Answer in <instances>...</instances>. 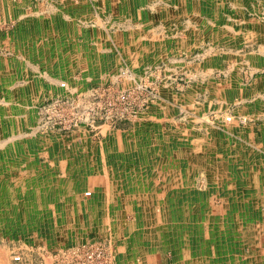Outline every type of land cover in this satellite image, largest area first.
Returning <instances> with one entry per match:
<instances>
[{
  "label": "rangeland",
  "instance_id": "obj_1",
  "mask_svg": "<svg viewBox=\"0 0 264 264\" xmlns=\"http://www.w3.org/2000/svg\"><path fill=\"white\" fill-rule=\"evenodd\" d=\"M0 141V165L21 161L25 175L0 206V264H154L153 244L160 264H264V0H0ZM113 157L152 182L146 192L185 193L218 239L134 215L119 196L111 224L70 210L65 186L80 202ZM72 158L78 175L54 184L48 173ZM38 167L40 193L27 173Z\"/></svg>",
  "mask_w": 264,
  "mask_h": 264
},
{
  "label": "bare ground",
  "instance_id": "obj_2",
  "mask_svg": "<svg viewBox=\"0 0 264 264\" xmlns=\"http://www.w3.org/2000/svg\"><path fill=\"white\" fill-rule=\"evenodd\" d=\"M4 147H5V142L0 141V149H2ZM128 150L129 149L126 148V150L123 149L122 151H124V153H126ZM117 152L118 151L114 150L113 156H117V155H115V153L117 154ZM128 155H129V152L125 154V156H127V157H124V160L127 161V165L130 164V162L132 160V157L129 158ZM67 161H69L71 163L70 169H68L69 168L67 165L68 163H64ZM76 161H81V163L80 164L78 163L79 165H77V164L73 165L72 162H76ZM126 161H124V162L126 163ZM20 162L21 161H18L16 163H12V164H9V162L7 163V166H8V164L10 166H15V168L13 170H10L9 166L7 167V166L1 164L3 168L7 169V171H6L7 175L6 176L3 174V171L0 172V196L3 194L2 198H4V200L0 202L1 208L6 207V209H7V207L8 208L11 207V203L13 201L12 197H19V195L21 193L20 191H21V188L23 185V182H22L23 178L21 176L24 175V173L22 171L23 164ZM59 162H63L62 164H60L63 166L62 167V173L61 174H55V172H49L48 173L49 174L48 177H50L51 181L54 180V184H56L55 179L57 181H63L65 183L66 178H69V176L73 177L75 175H78L77 172L80 169L79 167H80V165H82L83 160H78L77 158H74V159L72 158V159H62V160H59ZM101 165L112 167L113 170L100 173V171L97 169V177L95 178L94 182H92V181L87 182V184H89V186L85 187L84 190L81 189V192L83 191V192L87 193L88 195H92V196L94 195L95 196L94 201H91L90 197H88V195H86V197H84V199H81V201L78 202L75 195L73 194L72 187L69 188L70 185H68V184L65 186L66 187L65 188L66 193L63 194V195H65L64 197H66L65 199L67 201L65 205H67L70 210H75V209H73V207H75V208H78L79 209L78 211H81L82 213L83 212L84 213L85 212L95 213L99 216V219L101 220V222H103L104 224L105 223L111 224L110 221H112V220L103 219V215H105V214L107 215L109 213L112 214V211H110V210L107 211V210L110 207L116 208V205L118 202V199L116 201V198H118V196H119V197L126 198L123 205L125 206L126 210L130 211L131 213H134V215L137 213L138 214L148 213L150 220H152V221L155 220L156 223H161V221H164L165 222L164 225H167V226H169V225H192L193 227H195L197 229L196 235H197L198 239L208 238V239L215 240V238H217V235H215L214 237L212 236L210 238V237H208V235L204 236V234H205V230L208 229L209 225H213V227L216 225L215 227L218 228V226H219L217 223L218 220L213 219L211 216H208L207 214L201 212V210H199V209L196 210L197 212L192 210L193 208L190 207L191 204H190V206H188L187 204H185L183 202V199L186 196L185 193L183 194V192H181V193H179L178 196H174L172 194H168L167 188H165L164 186L160 187L161 193H159L158 191H154V190H153V192H151V191L146 192V187H152L151 186L152 182L150 180L148 181V179H146V180L143 179L144 181L141 180V178L139 177V175H140L139 172H137V174L135 173L136 175H134V176H133L132 172L128 169H127L128 171H126L128 174L119 173V171L121 169L117 163V160H115L114 157L111 160H107V159L102 160ZM87 166H88V164L83 165V167L85 169H88ZM115 166H118V168L116 169ZM18 167H19V169H18ZM76 169H78V170H76ZM162 169L163 168L160 169L159 174L166 176L167 173L162 172ZM18 170H21V173H18L17 172ZM35 170H34L33 174H31L32 171H27V173H29V175H32V177H30L31 179L29 180V183H32V186L29 188L33 190V188L35 187V190L37 189L38 192L40 193L39 186H37V185L34 186L33 183L38 182V179L36 177H37V175L40 176V172H42V170H41V167H38V169L36 168ZM95 170H96V168H95ZM95 170L93 169V172ZM91 174L86 173V174H83L82 176H84L86 179H91V176H92ZM127 175H129V176H127ZM6 177H8L10 179H8V178L5 179ZM18 177H21V178H18ZM84 177L82 180H84ZM20 180H22L21 181L22 183H20ZM163 180H165V179H163ZM9 182H12L13 187H14V185L17 184V189L14 190L13 187H9ZM225 182H226V180L224 181V183ZM92 183H94L95 185H91ZM134 183H135V186H136V184L138 185L135 188H134ZM69 184H71V182ZM125 184H129V187L124 186ZM143 187H144V189H142ZM54 189H55V187H52V185H49L47 188L48 192L54 191ZM141 189L144 190L145 192H141L142 191ZM227 190H228V192L230 191L229 189H227ZM12 192L15 193V196L11 195ZM31 192H34V191H31ZM231 192H232V190H231ZM25 197L27 198L30 196H28V195L23 196V199H26ZM72 197H73V199H72ZM113 197H114V199L112 200ZM179 199L181 200L180 206L178 205L179 207L175 208L174 205L178 204ZM230 199L228 198L229 204H231ZM32 202H33V199L29 203L30 208L33 206ZM21 203H25V201L23 200V202L21 201ZM230 207H231V205H229L228 215L226 217V219L228 221H232V218L236 217V214H234L231 211ZM190 209H191V212H190ZM114 211H117V209L116 210L114 209ZM4 217H8V219H9L8 224H10L13 221V220H11V217L6 216L5 213H4ZM96 219H98V218H96ZM240 219L242 221H245V223H246L245 218H240ZM105 220L108 223L105 222ZM125 223H123V224H125ZM229 224H230V222H229ZM225 236H227V237H225V238L221 237L224 241L227 242V241L231 240L230 234L227 235V233H226ZM137 238L138 237L134 236L131 238V240H134L136 242ZM140 238H141V235H140ZM139 241H141V239ZM192 251H194V250H192ZM205 257H207V256H205Z\"/></svg>",
  "mask_w": 264,
  "mask_h": 264
},
{
  "label": "crops",
  "instance_id": "obj_3",
  "mask_svg": "<svg viewBox=\"0 0 264 264\" xmlns=\"http://www.w3.org/2000/svg\"><path fill=\"white\" fill-rule=\"evenodd\" d=\"M177 3V2H176ZM196 3H198L197 1H196ZM150 34V33H149ZM151 35V34H150ZM153 35V34H152ZM64 36V35H63ZM73 35L72 34H70L69 36H68V38H71ZM116 36H118V35H116ZM98 38V37H97ZM118 38V37H117ZM150 38V37H149ZM148 38V39H149ZM153 40H154V36H153ZM139 49L140 48H138V51H139ZM154 50V49H153ZM152 50V51H153ZM138 51H135V52H133L134 53V55L135 56H137V58L138 59H136V60H139V59H142L143 60V62H146V61H148V58H147V55L146 54H143V55H141L140 53L141 52H138ZM150 52L152 55L153 54H155L156 55V53L154 52ZM39 55V59H41L42 61L41 62H39L38 64H40L39 65V68L40 67H42V68H44V69H48L49 71H51L52 69H54L55 68V62H56V59H55V54H54V51H52V49H48V51L46 50V49H44V51L41 53V54H38ZM50 66V67H47V66ZM94 225V224H93ZM92 224H90V226L92 227L93 226ZM70 226H72V225H70ZM87 226H89V225H87ZM97 226V225H96ZM78 228H80L79 230H81V229H83V227H80V225L78 226ZM75 229L76 230H78L77 229V227H75ZM158 240H160L159 239V237H158ZM157 240V241H158ZM124 244V243H123ZM153 244V243H152ZM125 245V244H124ZM128 245V244H127ZM158 245V244H157ZM117 249H118V247H117ZM119 251H117L118 252V255H120V257H121V249H118ZM152 250H153V252H155L154 253V256L152 257L151 255V260H152V262H154V264H160L159 262H161L162 260H163V256H164V254H163V252H162V250H161V248H160V252H157V247H155L154 246V244H153V246H152ZM131 250H130V248H129V251L128 252H130ZM130 258V257H129ZM159 261V262H158Z\"/></svg>",
  "mask_w": 264,
  "mask_h": 264
}]
</instances>
